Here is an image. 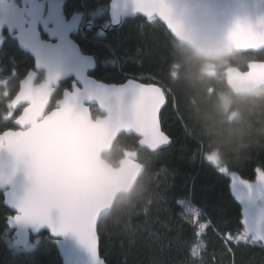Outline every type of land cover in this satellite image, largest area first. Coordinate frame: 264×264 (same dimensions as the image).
I'll return each mask as SVG.
<instances>
[{"label": "trees", "instance_id": "obj_1", "mask_svg": "<svg viewBox=\"0 0 264 264\" xmlns=\"http://www.w3.org/2000/svg\"><path fill=\"white\" fill-rule=\"evenodd\" d=\"M109 1L67 0L65 13L85 9L87 19L101 26L107 21ZM98 11L103 16L93 19ZM4 37L0 47V57H3L0 77L8 76L14 69L16 78H23L32 69V60L17 49L10 36ZM71 38L82 54L95 60L96 68L89 74L95 80L119 85L136 78L141 83L164 87L167 95L162 128L172 138L170 147L158 155L150 154L137 147L134 137L121 135L110 153L103 157L115 167L125 154H135L134 160L144 168L132 192L118 198L111 212L99 223V255L104 263L180 264L189 254V245L197 240L196 251L202 254L203 264H264L261 247L226 245L222 239L228 232L235 234L242 209L231 193L229 179L203 158L204 153L216 154L232 172L254 181L255 170L264 168V112L257 110L248 118L253 135L245 146L234 150L225 160L218 143L201 134L197 120L203 104L209 100L222 110L229 123L240 118L232 108L235 96L225 85L220 74L222 69L216 78L205 75L202 68L208 61H202L200 56L177 44L157 21L145 24L143 19L135 18L125 21L115 31L93 30L83 35L73 34ZM122 53L126 54L123 60L119 59ZM222 60L227 66L244 70V65L256 57L231 54ZM69 85L70 82L60 84L52 103ZM17 90L18 80L7 85V97L1 94L0 88V113L6 110V100H11ZM220 95L228 96L229 112L237 115L233 121L224 112ZM97 115L92 109V117ZM5 126L11 125L0 121V127ZM186 190L192 195L193 206L201 209L198 220L177 206V199L183 198ZM201 223H209L210 227L196 238L194 233ZM12 240V232L5 231L0 220V264H61L53 241L45 233L41 238L30 239L25 250L14 249Z\"/></svg>", "mask_w": 264, "mask_h": 264}, {"label": "snow or ice", "instance_id": "obj_2", "mask_svg": "<svg viewBox=\"0 0 264 264\" xmlns=\"http://www.w3.org/2000/svg\"><path fill=\"white\" fill-rule=\"evenodd\" d=\"M254 3L259 10L264 0H254ZM162 5L163 0H124L123 10L143 17L145 24H155L159 17L169 30H173ZM227 37L238 42L246 54L259 57L264 53V12L258 11L255 20L251 16L235 18ZM125 57L126 54L122 53L119 59ZM261 74H264V59L250 61L247 73L242 75L258 77ZM16 77L13 69L8 76L0 78V86L5 89L13 81L18 80L19 83L16 95L6 100V110L0 113V121L11 125L0 127V165L4 164L3 158L7 156L11 169L9 174L0 170V220L4 230L23 229L37 238L47 232L49 239L71 232L87 247L95 264H104L98 250L99 214L85 203L84 193L78 186L59 180L62 175H71L78 149V142L63 141L59 132L66 123L74 120L80 125L81 139L100 138L104 133V128L99 126L101 118L92 119L89 105L98 106L104 114V124H116L134 131L158 155L173 143L162 128L166 90L154 83H141L136 78L111 88L87 80L82 84L74 81L71 88L63 89L62 97L56 100L55 110L44 116L49 93L44 87L36 86L35 72L29 70L23 78ZM46 79L50 85L58 87V77L48 75ZM3 95L7 97L8 91ZM203 158L219 174L228 176L232 194L246 208L235 234L228 232L222 237L225 244L264 249V168L255 170L253 182L232 172L215 154L204 153ZM22 169H26V178L32 183L28 194L18 191L15 184L14 178ZM237 186L247 189V197L237 194ZM182 196L177 199V206H182L183 212L191 213L193 219L198 220L201 209L193 206L192 195L186 190ZM209 227V223H201L194 236L200 238ZM197 247V240H193L189 254L180 264H203ZM228 251L231 252V247Z\"/></svg>", "mask_w": 264, "mask_h": 264}, {"label": "water", "instance_id": "obj_3", "mask_svg": "<svg viewBox=\"0 0 264 264\" xmlns=\"http://www.w3.org/2000/svg\"><path fill=\"white\" fill-rule=\"evenodd\" d=\"M123 3L124 0L109 1L106 13L108 24L100 28L101 32L118 30L128 20L143 19L131 11H124ZM65 4L66 0H22L20 8H13L8 0H0V33L7 32L17 49L32 60L31 70L35 72L36 86L44 87L49 93L43 109L44 116L55 110L56 102L50 109L51 100L59 84L64 81L71 80L70 88L74 81L82 84L87 80L108 88L127 82L119 85L106 84L89 76L96 68L95 60L82 54L78 44L71 38L79 32L83 15L74 14L67 19L63 13ZM162 6L173 30H169L159 17L156 21L177 44L198 56L199 53L212 49L231 54H246L238 42L227 37V33L235 18L251 16L255 20L258 11L264 12V4L258 10L254 0H163ZM94 29L92 22H86L81 31ZM248 64L245 71L225 67L220 72L228 91L235 97L264 89V74L258 77L242 75L247 73ZM39 75H42L41 80H38ZM48 75L59 78L57 88L54 84H49L46 79ZM89 107L98 114L97 117H92L93 120L101 118L99 126L104 128V133L100 138L81 139L78 122L70 120L65 124L59 132L60 138L65 142H78V149L71 175H62L59 180L62 183L70 181L83 191L85 203L99 214L98 229L100 221L111 212L117 199L132 192L144 171L143 165L131 159L129 154H125L115 167L103 157L110 153L121 135L134 137L140 150L150 154L155 152L134 131L116 124H104V114L98 110V106ZM236 116V113H230L229 121H233ZM3 159L5 162L0 165V170L9 174L11 169L7 156ZM14 179L18 191L22 194L31 192L32 183L26 178V169H22ZM9 231L12 232L14 249L25 250L30 239L36 238L27 230ZM44 233L48 236L47 232ZM50 240L54 243L61 264H95L91 253L75 234L69 232Z\"/></svg>", "mask_w": 264, "mask_h": 264}, {"label": "clouds", "instance_id": "obj_4", "mask_svg": "<svg viewBox=\"0 0 264 264\" xmlns=\"http://www.w3.org/2000/svg\"><path fill=\"white\" fill-rule=\"evenodd\" d=\"M230 55V52L214 49L199 53L202 61H220ZM232 108L240 117L232 123L227 121L222 110L210 100L205 101L197 116L201 134L218 143L225 160L231 157L234 150L245 146L253 135V128L248 118L257 110L264 112V89L233 97Z\"/></svg>", "mask_w": 264, "mask_h": 264}, {"label": "rangeland", "instance_id": "obj_5", "mask_svg": "<svg viewBox=\"0 0 264 264\" xmlns=\"http://www.w3.org/2000/svg\"><path fill=\"white\" fill-rule=\"evenodd\" d=\"M12 3H17L18 1L17 0H10ZM103 12L102 11H98L96 12L94 15H93V19L94 18H101L103 15ZM5 39L4 35H0V47H1V44L3 42V40ZM227 65L226 63L223 61V60H220V61H208L206 62L204 65H203V73L209 77H212V78H216V75L218 73V70L219 69H223L225 68ZM1 78V77H0ZM39 80V79H38ZM1 94L3 95L4 91H6L5 87L4 88H1ZM4 96V95H3ZM221 102H222V105H223V110L225 113H227L228 115L232 112H229V109H230V100L228 98L227 95H220L219 96ZM234 113V112H233ZM216 155V154H215ZM217 156V155H216ZM136 155L135 154H130V158L131 159H135ZM228 178V176H226ZM229 179V178H228ZM256 179V178H255ZM230 181V179H229ZM255 181V180H254ZM253 181V182H254ZM232 193V192H231ZM237 194L238 195H241L242 197H247L248 195V192H247V189L243 188L242 186H237ZM233 195V194H232ZM234 199L237 201V203L241 206V209H242V215H244L246 213V208H245V205L244 203L241 202L240 199H237L235 195H233Z\"/></svg>", "mask_w": 264, "mask_h": 264}, {"label": "flooded vegetation", "instance_id": "obj_6", "mask_svg": "<svg viewBox=\"0 0 264 264\" xmlns=\"http://www.w3.org/2000/svg\"><path fill=\"white\" fill-rule=\"evenodd\" d=\"M11 4H12V7L13 8H20L21 7V2H22V0H17L18 2L17 3H12L10 0H8ZM66 5H67V0H66V4H65V7H66ZM65 7H64V10H63V13H64V15H65V17L68 19L70 16H72V15H74V14H82L83 15V21H82V23H81V25H80V27H79V32L78 33H75V34H80V35H83L85 32H87V31H89V30H86V31H81L82 30V28H83V26L85 25V23L86 22H92L93 24H94V26H95V31H98V32H101V30H100V28H102V26H104V27H106V25L108 24V20L107 21H105V23H104V25H95V23L93 22V21H91V20H89V19H87V12H86V10L85 9H83L82 10V12H72V13H70V14H66L65 13ZM107 13V12H106ZM106 16H107V14H106ZM93 31V30H92ZM5 34H7L8 35V33L7 32H5V31H2L1 33H0V35H5ZM9 36V35H8ZM247 55H251V54H247ZM263 55H264V53H261L260 55H259V57H257V56H255L256 57V59H264L263 58ZM254 56V55H253ZM250 61H252V60H250ZM250 61H248L245 65H244V70H241V71H245V69H246V65L250 62ZM33 63V62H32ZM226 67H230V66H226ZM224 69V68H223ZM222 69V70H223ZM238 69V68H237ZM41 77H42V75H41ZM39 80H41V78L39 79ZM64 82H70V84H71V80H67V81H64ZM64 82H62V83H64ZM62 83H60V84H62ZM60 84H59V86H60ZM59 88V87H58ZM57 88V89H58ZM69 88H70V85H69ZM56 89V90H57ZM55 90V91H56ZM63 92V91H62ZM61 92V93H62ZM55 94V93H54ZM54 96V95H53ZM60 96H61V94H60ZM56 102V101H55ZM54 102V103H55ZM54 103H52V100H51V106L53 107V104ZM51 106H50V109H52L51 108ZM98 116V115H97ZM96 116V117H97ZM93 118H95V117H93Z\"/></svg>", "mask_w": 264, "mask_h": 264}]
</instances>
